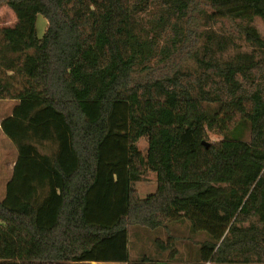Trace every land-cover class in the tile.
Returning a JSON list of instances; mask_svg holds the SVG:
<instances>
[{
  "label": "trees",
  "instance_id": "1",
  "mask_svg": "<svg viewBox=\"0 0 264 264\" xmlns=\"http://www.w3.org/2000/svg\"><path fill=\"white\" fill-rule=\"evenodd\" d=\"M203 2L211 13L196 0H0L17 16L0 26V98L19 100L1 123L19 154L0 264H264V0ZM191 5L228 34L203 33ZM236 38L255 49L227 56ZM199 44L193 65L162 64ZM149 172L157 189L142 196Z\"/></svg>",
  "mask_w": 264,
  "mask_h": 264
},
{
  "label": "rangeland",
  "instance_id": "2",
  "mask_svg": "<svg viewBox=\"0 0 264 264\" xmlns=\"http://www.w3.org/2000/svg\"><path fill=\"white\" fill-rule=\"evenodd\" d=\"M162 1V0H158ZM170 1V0H168ZM197 1V7L199 9H204L205 12H212V8L205 5L203 0H196ZM189 14H195L196 17L199 20L198 27L203 33L207 30L209 31H216L219 34H228V26L223 25L222 23H216L211 20H209L207 17L204 16L203 13H199L196 10H194V6H189ZM150 18H144V23H147V27L150 30L151 34H154L153 26L155 23H153V20ZM17 20V16L14 13V11L7 5V4H1L0 5V26H12ZM158 21V20H157ZM256 26L258 27L261 34L264 36V19L257 17L255 19ZM47 20L46 18L40 14L38 17V32L39 35H42L46 29ZM185 27L183 28V33L185 34L187 32L186 27L187 23L182 24ZM195 28V25L193 26ZM164 42V41H163ZM234 44H230V48L227 50V56H231L233 54H236L237 52H251L255 49L254 46L246 43L243 40H240L238 38L234 39ZM201 46V44L197 46L190 45L189 48L187 46L184 49L186 50L185 53H179V51L173 53L170 59H167L165 63H162L165 67H171L177 64V66L186 68L187 65L191 66L193 65V59H191L188 55V51H192L196 49L197 47ZM191 48V49H190ZM189 49V50H188ZM259 57H264V51H261L259 54ZM173 62V63H171ZM172 64V65H169ZM19 103L18 99H5L0 98V197L3 198L6 194V185L8 183V180L11 179L13 174V169L15 165V161L18 157L19 151L18 147L15 145V143L4 133L1 123L4 118L9 116L14 107ZM213 139H219V135H212ZM149 142L148 138H141L139 141V147L140 149L146 153L148 150ZM136 188L139 190L140 194L142 196H146L150 193H153L157 189V175L154 172H149L146 174L144 179L140 182L136 183ZM133 228V227H132ZM172 233L173 235H178L181 237V241L176 242V246L180 251L186 250V245L190 244L191 246L194 245V240H192L189 236L191 235L189 233V230L187 229V226L185 224H176L172 227ZM164 237L168 238V234L166 232L163 233ZM134 238H131L130 243L134 245L131 246V254L134 259H137L139 257V253L141 250V243L135 242V244L132 242ZM195 240H200V236H196ZM156 246L154 244H148V250L150 253H153L155 251ZM180 255V254H179Z\"/></svg>",
  "mask_w": 264,
  "mask_h": 264
},
{
  "label": "water",
  "instance_id": "3",
  "mask_svg": "<svg viewBox=\"0 0 264 264\" xmlns=\"http://www.w3.org/2000/svg\"><path fill=\"white\" fill-rule=\"evenodd\" d=\"M204 143L209 147V143L208 142L204 141Z\"/></svg>",
  "mask_w": 264,
  "mask_h": 264
}]
</instances>
